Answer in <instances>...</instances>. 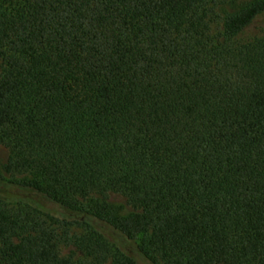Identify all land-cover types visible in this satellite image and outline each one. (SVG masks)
<instances>
[{
	"label": "trees",
	"instance_id": "obj_1",
	"mask_svg": "<svg viewBox=\"0 0 264 264\" xmlns=\"http://www.w3.org/2000/svg\"><path fill=\"white\" fill-rule=\"evenodd\" d=\"M263 16L0 0V264H264Z\"/></svg>",
	"mask_w": 264,
	"mask_h": 264
},
{
	"label": "rangeland",
	"instance_id": "obj_2",
	"mask_svg": "<svg viewBox=\"0 0 264 264\" xmlns=\"http://www.w3.org/2000/svg\"><path fill=\"white\" fill-rule=\"evenodd\" d=\"M237 3L239 2H247L250 0H235ZM231 10V6L223 5L220 7L219 11L221 14H224L225 11ZM264 35V16L257 19L251 26H249L243 33L239 36V39L246 41L251 40L253 38ZM9 157V149L4 145L0 144V169L6 163ZM111 202L116 206L122 208L124 211H130L131 208L127 205L126 200L123 196L112 194ZM63 254L70 255L75 252V248L73 247H63Z\"/></svg>",
	"mask_w": 264,
	"mask_h": 264
}]
</instances>
